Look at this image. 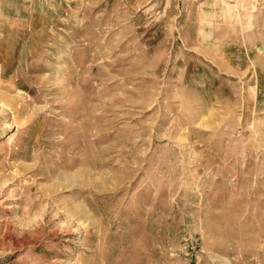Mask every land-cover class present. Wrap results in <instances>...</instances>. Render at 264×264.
<instances>
[{"label":"rangeland","instance_id":"obj_1","mask_svg":"<svg viewBox=\"0 0 264 264\" xmlns=\"http://www.w3.org/2000/svg\"><path fill=\"white\" fill-rule=\"evenodd\" d=\"M200 2L0 0V264H264V0Z\"/></svg>","mask_w":264,"mask_h":264},{"label":"crops","instance_id":"obj_2","mask_svg":"<svg viewBox=\"0 0 264 264\" xmlns=\"http://www.w3.org/2000/svg\"><path fill=\"white\" fill-rule=\"evenodd\" d=\"M207 2H208V0H201L200 3H207ZM261 5H262V2L259 5L258 10L255 12V17H254V20H256V21L259 20L260 22L264 18V6H261ZM259 24H261V23H259Z\"/></svg>","mask_w":264,"mask_h":264},{"label":"bare ground","instance_id":"obj_3","mask_svg":"<svg viewBox=\"0 0 264 264\" xmlns=\"http://www.w3.org/2000/svg\"><path fill=\"white\" fill-rule=\"evenodd\" d=\"M261 46V45H260ZM11 136V135H10ZM10 136L7 138L8 140H10Z\"/></svg>","mask_w":264,"mask_h":264}]
</instances>
